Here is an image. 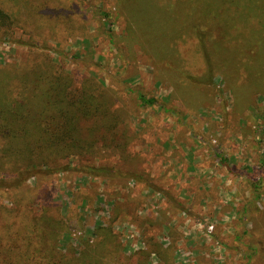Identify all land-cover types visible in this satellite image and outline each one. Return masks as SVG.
<instances>
[{"label":"rangeland","instance_id":"rangeland-1","mask_svg":"<svg viewBox=\"0 0 264 264\" xmlns=\"http://www.w3.org/2000/svg\"><path fill=\"white\" fill-rule=\"evenodd\" d=\"M29 2L37 19L26 18L30 24L23 17L25 25L0 42L1 62L31 64L47 41L45 51L75 80L93 73L102 79L115 97L114 108L125 116L127 125L123 121L117 131L126 129L131 141L123 154L66 161L107 165L116 170L115 178L70 168L39 180L31 177L16 191L0 190V220L21 219L15 198L34 201L35 212L42 204L55 211L60 205L69 215L64 246L70 242L77 250L82 239H96L98 224H110L124 256L110 255L107 264H249V244L259 246L250 264H264V93L256 92L264 62L251 64L259 79L250 80L246 68L226 75L220 63L240 60V49L233 43L208 44L212 68L197 38L178 40L176 51L159 62L138 44L130 47L127 20L115 0ZM143 13L150 36L167 27L171 32L168 17L152 20L158 13L167 15L164 7L146 6ZM30 37L37 39L36 46L16 42ZM138 93L157 102L144 105ZM256 191L259 209L251 201ZM114 202L119 207H112ZM143 249L152 250L146 259Z\"/></svg>","mask_w":264,"mask_h":264},{"label":"trees","instance_id":"trees-1","mask_svg":"<svg viewBox=\"0 0 264 264\" xmlns=\"http://www.w3.org/2000/svg\"><path fill=\"white\" fill-rule=\"evenodd\" d=\"M115 1L120 16L125 15L127 20L126 40L130 47L138 44L160 62L166 52L171 55L176 51L172 52L173 46L180 39L197 38L205 51L208 44L218 48L222 43H233L232 46L240 49V60L232 59L233 64L229 60L219 62L218 68L223 66L226 75L246 68L250 80L253 76L260 78L259 73L251 70V64L264 62V0ZM43 4L39 6L42 11ZM146 6L166 9V16L158 13L152 20L168 17L173 24L171 32L167 27L150 36L146 26L150 22L143 13ZM23 17L32 22L37 19L29 0H0V42L12 37L14 27H23L26 20L31 24ZM16 42L37 45L33 37L26 41L16 39ZM42 46L44 51L34 56L31 64L0 60V190L16 191L31 177L39 180L70 168L88 176L115 178L116 170L107 165L73 166L66 162L72 157L102 159L105 155L125 152L131 136L126 129L117 131L119 124L125 122V116L114 108L115 97L95 73L81 82L75 80L72 72L58 68L55 57L45 51L49 49L48 42ZM204 55L213 68L211 56L207 51ZM210 71L212 75V69ZM161 81L160 78L157 82ZM259 82L261 87L256 92L264 93V80L260 78ZM138 98L144 105L157 102L156 97H146L143 93H138ZM124 175L131 174L120 171V176ZM130 177L135 179V176ZM254 194L251 201L254 208L259 209L255 201L261 193ZM21 200L15 198L14 202L20 220H0L3 221L0 223V264H107L106 258L110 255L124 256L122 243L112 225L98 224L94 231L96 239H82V247L77 250L70 242L64 246L63 242L70 237L69 215L62 213L60 205L55 211L53 206L42 204V210L35 212L34 201L23 203ZM112 207L119 205L114 202ZM248 212V208H244L243 213ZM115 218L117 216L113 220ZM151 240L153 242V238ZM157 247L160 252V245ZM248 250L250 264L259 253V246L249 244ZM151 251L143 249L140 253L146 259Z\"/></svg>","mask_w":264,"mask_h":264}]
</instances>
